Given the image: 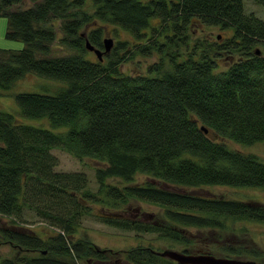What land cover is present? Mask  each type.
Returning a JSON list of instances; mask_svg holds the SVG:
<instances>
[{
  "label": "trees",
  "instance_id": "16d2710c",
  "mask_svg": "<svg viewBox=\"0 0 264 264\" xmlns=\"http://www.w3.org/2000/svg\"><path fill=\"white\" fill-rule=\"evenodd\" d=\"M24 1L0 0L7 37L25 44L0 49V97L28 74L53 89L14 94L22 117L0 109V237L16 250L0 264H179L152 246L112 251L79 237L90 202L102 207L107 224L156 233L186 253L199 230L264 225L262 203L190 191L206 185L264 190V161L227 145L264 142V20L245 13L244 0H28L32 6L11 8ZM107 25L132 40L114 42L106 58L89 59L86 40L104 50ZM197 25L229 34L197 37ZM55 44L68 53L53 55ZM137 55L158 59L146 73L122 71ZM222 56L231 60L225 69H219ZM54 149L101 162L97 190L84 172L55 170ZM137 174L147 181L132 183ZM112 178L132 184L119 187ZM131 199L162 208L161 221L125 215ZM30 214L50 233L29 228Z\"/></svg>",
  "mask_w": 264,
  "mask_h": 264
},
{
  "label": "rangeland",
  "instance_id": "374dc122",
  "mask_svg": "<svg viewBox=\"0 0 264 264\" xmlns=\"http://www.w3.org/2000/svg\"><path fill=\"white\" fill-rule=\"evenodd\" d=\"M33 3L26 0L22 4L13 5L11 8L13 10L27 8L32 6ZM244 11L245 13H253L257 17L264 20V6L258 4L254 0H244ZM105 34L104 38H112L116 44L119 40L130 39V36L119 27H114L113 25L104 26ZM9 30L8 17L0 16V49L8 50H21L25 47V44L21 40L9 39L7 37V32ZM193 34L201 38H209L212 40L216 37L222 38L229 34L228 31H223L218 27H208L203 25H197L193 27ZM67 49L58 48L55 44L53 49V55H64L67 54ZM89 59H97L96 54L89 50ZM106 58V54L104 55ZM157 56L145 57L142 55H137L135 58L124 62L121 66V70L129 74L146 73V67L149 63L157 61ZM107 60V59H106ZM219 69H225L229 66L231 60L228 56H222L218 59ZM51 87L53 85L46 79H42L33 74L26 75L23 79L19 80L14 88L12 89V94L4 95L0 97V109L4 111L11 112L19 115L18 106L16 104L14 94L20 92H43L42 88ZM25 123L36 125L42 128L52 129L55 132H63L66 128H52L48 119H38L30 120L27 118H21ZM229 142V141H227ZM229 148L239 150L243 153H255L259 158L264 161V142H258L252 145H244L232 143V141L227 144ZM53 153L58 157L59 163L55 167V170L59 172H84L86 173L89 180V187L91 190H97V183L94 177L95 170L97 167L102 166V163L91 159L83 158L79 160L73 155L65 152L61 149H54ZM147 181L144 174H137L132 183H143ZM109 183L115 184L119 187H124L125 185L132 184L127 183L121 179H109ZM190 191H196L200 194H214L217 197L239 200V201H249L253 200L264 204V190L260 188H247V187H230L224 185H206L201 189H190ZM91 208V213L83 217L82 228L79 230L77 235L79 237H84L89 239L94 245L100 249H111L112 251H122L127 250L136 244L144 246H152L159 251L165 249H174L178 251L184 250L185 246L173 245L164 241L163 239H157L156 233L152 232H136L131 230H123L115 226H111L104 222L103 218L99 215L101 214L102 207L98 204L89 203ZM128 212L125 215L129 217H136L141 221L154 223L161 221L162 208L157 205L150 204L147 202L138 201L131 199L129 206L124 207ZM29 228H32L37 233L42 234V236L50 233V227L46 226L44 221L34 217L32 214L28 216ZM3 223V222H2ZM48 227V228H47ZM233 227L234 230H228L223 232L209 230H199L196 236L199 238L195 239L193 237L192 241L188 244L187 251L190 253H210L219 257H231L239 258L243 260H255L264 264V225L253 223V222H237ZM228 248L235 249H245L246 251H256L257 254L251 255L248 252L244 254H231L228 255L226 252ZM16 250L12 249L11 245L4 242L0 237V257L14 256ZM91 262V261H89ZM86 261V264H89ZM90 264H105L100 262H91ZM110 264H117L113 260Z\"/></svg>",
  "mask_w": 264,
  "mask_h": 264
},
{
  "label": "water",
  "instance_id": "95a60500",
  "mask_svg": "<svg viewBox=\"0 0 264 264\" xmlns=\"http://www.w3.org/2000/svg\"><path fill=\"white\" fill-rule=\"evenodd\" d=\"M114 40L112 38H105L104 39V47L105 49L102 50L100 48L95 47L93 44L90 43L89 40H86V47L88 50L93 51L96 56L102 59V56L105 53H109ZM259 50H257V54H259ZM202 129L208 133V129L202 127ZM2 220L0 218V224ZM159 255L163 257H167L173 261H176L179 264H261L255 260H243L239 258H231V257H219L215 256L210 253H186L183 251H178L174 249H165L163 251L158 252Z\"/></svg>",
  "mask_w": 264,
  "mask_h": 264
},
{
  "label": "flooded vegetation",
  "instance_id": "af4514ba",
  "mask_svg": "<svg viewBox=\"0 0 264 264\" xmlns=\"http://www.w3.org/2000/svg\"><path fill=\"white\" fill-rule=\"evenodd\" d=\"M3 222V221H2Z\"/></svg>",
  "mask_w": 264,
  "mask_h": 264
}]
</instances>
